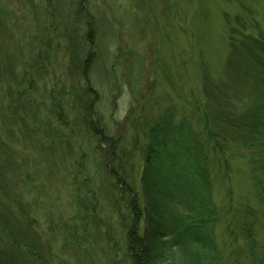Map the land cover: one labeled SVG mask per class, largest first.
<instances>
[{"label":"trees","instance_id":"1","mask_svg":"<svg viewBox=\"0 0 264 264\" xmlns=\"http://www.w3.org/2000/svg\"><path fill=\"white\" fill-rule=\"evenodd\" d=\"M85 1L62 15L50 0H19L27 28L0 0V264H264V29L227 16L228 54L218 75L204 67L197 99L154 117L132 104L111 133L91 77L99 31L81 20ZM236 159L259 207L233 202ZM42 173L72 185L75 210L60 221L28 199Z\"/></svg>","mask_w":264,"mask_h":264},{"label":"rangeland","instance_id":"2","mask_svg":"<svg viewBox=\"0 0 264 264\" xmlns=\"http://www.w3.org/2000/svg\"><path fill=\"white\" fill-rule=\"evenodd\" d=\"M32 1L37 3V0ZM50 1L62 15H71L80 0ZM85 2L86 6L80 14L81 20H97L99 31L95 46L97 61L91 77L94 86L100 91V110L111 126V133L115 132L116 122L125 118L132 104L146 105L148 117H154L165 106L175 105L181 108L188 101L197 99L202 87L204 67L212 75H218L228 54L227 16L232 19L236 15H243L249 21H257L264 29V0ZM19 3V0H12L11 5L21 13ZM88 7L93 15H87L85 9ZM19 20L27 28L30 25L23 12L19 15ZM61 71L59 69L57 73ZM119 84L122 91H119ZM122 130H126V127L123 126ZM137 133L139 130H134V135ZM102 145L105 146L106 143ZM232 165L235 206L240 207L249 202L259 207L249 166L243 159L233 160ZM140 169L141 157L136 154L132 167L136 183L139 182ZM43 174L39 176L43 183L41 181L34 184L28 199L31 203H37L39 217L45 216L48 220L57 222L75 210L69 193L72 185L61 183L58 173L48 183ZM97 178L100 179L99 176ZM223 187V183L218 182L216 199L220 204L227 202ZM110 195L109 189L105 190L103 201H111ZM38 199H44L48 207H43ZM41 221L44 218L40 220V229L44 230ZM227 226L228 222L224 219L216 227L221 248L229 241ZM48 227L46 224L45 228ZM260 237L263 240L264 235L261 233ZM55 245L59 248L61 241ZM223 257L226 259V254Z\"/></svg>","mask_w":264,"mask_h":264}]
</instances>
